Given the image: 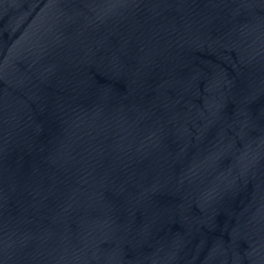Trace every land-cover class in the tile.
<instances>
[{
  "label": "water",
  "instance_id": "obj_1",
  "mask_svg": "<svg viewBox=\"0 0 264 264\" xmlns=\"http://www.w3.org/2000/svg\"><path fill=\"white\" fill-rule=\"evenodd\" d=\"M264 258V0H0V264Z\"/></svg>",
  "mask_w": 264,
  "mask_h": 264
}]
</instances>
